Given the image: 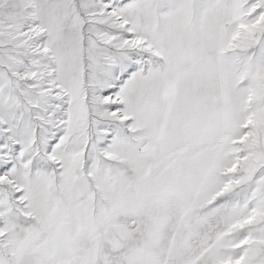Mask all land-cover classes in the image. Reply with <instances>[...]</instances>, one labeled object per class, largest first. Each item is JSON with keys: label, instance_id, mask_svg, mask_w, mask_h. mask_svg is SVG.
I'll list each match as a JSON object with an SVG mask.
<instances>
[{"label": "snow or ice", "instance_id": "6c2138e0", "mask_svg": "<svg viewBox=\"0 0 264 264\" xmlns=\"http://www.w3.org/2000/svg\"><path fill=\"white\" fill-rule=\"evenodd\" d=\"M0 264H264V0H0Z\"/></svg>", "mask_w": 264, "mask_h": 264}]
</instances>
